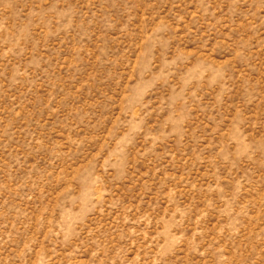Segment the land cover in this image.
Masks as SVG:
<instances>
[{"label":"rangeland","instance_id":"obj_1","mask_svg":"<svg viewBox=\"0 0 264 264\" xmlns=\"http://www.w3.org/2000/svg\"><path fill=\"white\" fill-rule=\"evenodd\" d=\"M0 264H264V0H0Z\"/></svg>","mask_w":264,"mask_h":264}]
</instances>
